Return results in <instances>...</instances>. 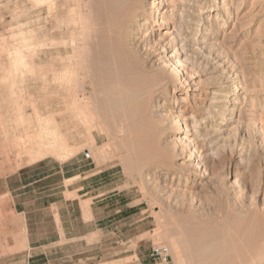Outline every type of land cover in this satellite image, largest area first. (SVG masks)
Listing matches in <instances>:
<instances>
[{
  "label": "rangeland",
  "instance_id": "374dc122",
  "mask_svg": "<svg viewBox=\"0 0 264 264\" xmlns=\"http://www.w3.org/2000/svg\"><path fill=\"white\" fill-rule=\"evenodd\" d=\"M156 1L147 0L149 13H152L150 3ZM161 1V14L156 19L149 18L154 30L144 31L146 35L138 44L143 46L144 40H150L155 47L150 44L141 51L153 50L155 55L151 56L150 64H160L163 59L169 71L170 82L165 87L168 91L161 92L154 99L155 103L149 102L154 120L164 122L161 124L164 127L160 132L161 142L156 148L159 146V153L169 157L156 155L157 158H150L151 145L144 141L142 129L145 123L137 106L125 103L118 94L122 93L119 88H106L100 84L94 88L93 105L96 103L93 107L101 117V125H106L103 130L95 128L93 135H96L98 148L104 145L103 153L94 156L90 153V145L73 131L69 135L70 142L84 144L85 148L66 161L55 155L31 161L22 147L14 146L15 137L12 140V134L24 131L23 126H16L18 108L25 115L29 132L35 133L40 120L46 121L43 119L51 113L55 117L54 124L61 125L63 119L59 111L63 103L57 95L58 86L53 81H45L47 64L51 61L42 46L36 48V54L34 52L32 75L27 72L23 79L19 73L14 88L11 81L2 78L10 67L4 60L24 38L30 35V39L34 37V44L44 42L42 32L35 35L28 30L42 27L45 10L31 0H0V53L3 54H0V63H4L0 64V121L3 122H0V175L27 167L32 170V180L49 175L48 184L59 187L104 169L116 174L112 185L122 194L117 203L102 209L111 219L104 234L62 242L52 228L53 239L47 247L33 249H25L21 228H16L18 231L4 228L11 217L5 205L8 200L3 197L0 202V264H179L171 245L174 241L181 248L183 255H180L185 257L181 264L183 261L185 264H216L214 259L207 261L200 247L204 228H220L223 200L232 204L248 194L245 206L253 203L251 193L242 188V182L239 183L249 172L254 173L260 187L255 197L258 206L264 207V0H169L170 4ZM179 21L189 25L180 28ZM179 39L188 45L189 56L186 58L184 48H181L185 43ZM175 52L181 60L189 62L183 67L176 65ZM53 55H58V51H53ZM91 76L96 78L99 73L91 72ZM17 89L25 94L16 102L13 90ZM87 89L93 91L89 86ZM176 95L180 97L178 103ZM231 101L233 104L229 103ZM34 106L38 107V113L43 112L39 114L43 119L36 116ZM180 109L194 117L185 119L188 114H180ZM128 110L131 114L135 112L134 119ZM148 147L149 156L145 152ZM156 245L168 246V261L150 256Z\"/></svg>",
  "mask_w": 264,
  "mask_h": 264
},
{
  "label": "bare ground",
  "instance_id": "6f19581e",
  "mask_svg": "<svg viewBox=\"0 0 264 264\" xmlns=\"http://www.w3.org/2000/svg\"><path fill=\"white\" fill-rule=\"evenodd\" d=\"M31 1L32 3L34 2V5L42 6L44 8L45 17L40 29H38L39 27H35L34 29H29L28 31L29 33L33 32L35 35L38 34L39 31L42 32V35L44 37L42 38L44 42H36V44H34V42H32L34 38L32 36H35L34 34L31 36V39L29 38L30 35L29 37L24 38L23 43L21 42V45H16V47L13 49L12 55V51L10 52L9 56L7 54L8 58L4 61L10 67L8 66V70L6 69L7 74L4 75V73V76L2 78H5L6 81H11L14 88V83H16L15 81H17L16 76L19 73L21 77L25 75V73L27 75V72L32 75L35 69V66H33L35 62L33 64L32 60L33 57H35L34 52L36 54V48L38 46H42V49H44L48 54L49 61H51L47 64V74H45L46 76L44 78L45 81H53V83L58 86L57 95H60L61 101L63 103V107L60 109L59 113L62 116L63 120L60 126L58 124L55 125L53 122V119L55 118L53 113H51L52 115L50 117H46V119H43L39 116V114H42L43 112L38 113V107L34 106L33 108L36 116L39 119L41 118L46 121L42 122L40 120L36 132L31 133L29 132V125L26 124L27 121L23 119L24 115L18 108V115H16V126H23L24 131L23 133L15 134L12 137V140L15 137L13 142L14 146L17 148L22 147V149H24L30 156L31 161L35 158L41 159L48 155H55L56 157L58 156V158H60L61 160L66 161V159H69V157L72 154L76 153V151H78L82 147L85 148L84 144L80 145L75 143L78 140L74 142L76 145L70 142L69 135L74 131L79 135L81 139L85 140V144L90 145L92 149L91 151L89 150L90 153L92 152L94 156H98V154L101 155L105 147L104 145L100 148L97 147V138L95 137L96 135H93V130L98 127L103 130V125L106 124L103 123V125H101V123L99 122V120H101V117L100 115L97 116V109H94L93 107L96 103L94 102L93 105V100L95 98L92 99L95 86L101 84L106 88H119L122 93L118 94L123 98L124 102L130 104L131 106H137L136 109L138 110L139 114H141V120H144L145 124L141 120L140 122L144 124V129H146H142L145 133V135L143 134V138L145 140L143 138L141 139L144 140L147 145H151L150 153L152 154H150V158L154 156L156 157V155H159L161 157L164 155V157L166 156V158L167 156L169 157V155H165V153H159V151H161L159 150V146H157L156 148L157 143L161 142L160 132L161 130H164V127H162L161 124L164 122H162V120L160 121L159 119L157 120L156 118V120H154V117L150 113L151 109L149 107V105H151L149 102L155 103L156 100L154 101V99L159 97V94L161 92L168 91L167 89H165V87L170 82V77L168 76L169 71L167 67H165L162 58V62L160 64H150V61L152 60L151 56L154 53L152 52L153 50L149 49L146 52H142L143 50L141 51L142 47H146L147 45L151 44L149 43L150 40H144L145 43L143 46H139L138 44L142 36L146 35L144 34V31H149L148 29L154 28L152 26V21H150L149 18L152 17L156 19L159 14H161L159 4L162 1L157 0L155 3H150L152 13H149L146 10L148 4L147 0ZM170 1L165 0L166 4H170ZM173 1L177 2L179 0ZM174 2H172V4ZM173 6H175V3L173 4ZM183 9L185 10V7H183ZM41 18L43 20V17ZM184 21H179L180 28L184 25H189ZM175 29L176 28H174V30ZM185 32L182 31V33ZM21 37H23V35ZM38 37L40 36L38 35ZM185 39L187 38L185 37ZM172 40L176 41V39ZM180 41L182 43L184 40ZM179 44L180 42L177 44V47H179ZM5 46L6 45H3L2 48H5ZM187 46L188 45L185 43V45L183 44V47H181L184 48L185 52L183 53L185 55V58L186 56H189L188 49L186 48ZM151 47L152 46H150V48ZM152 49L154 48L152 47ZM156 50L159 51V49ZM53 51H58V55H53ZM177 51H179V49ZM64 52L66 53V55ZM176 52L174 53L175 55H173L175 64L179 65V67L185 66L184 63L189 61L184 62L183 60H181L179 54L176 55ZM0 54L3 55L2 53ZM0 64L4 65V63ZM91 72H97L99 73V76L93 78L91 76ZM187 74L190 76L188 72ZM88 86L93 89V91L90 92V90L87 89ZM24 88L25 87H23V89ZM51 88L52 87H50V89ZM14 90L13 97H15L14 100L17 102V100L19 98H22L25 93L22 90L17 89L18 92ZM108 90L109 89H107V91ZM16 93L17 95L15 96ZM111 96L113 97L114 94H112ZM176 96V102L178 103L180 97L178 95ZM123 100L121 99V102H123ZM229 103L233 104L232 101ZM47 108H49L48 105ZM138 112H136V115ZM185 112L187 113L188 111H186L185 109H180L179 111L180 114ZM128 113L131 114V111H129ZM133 113L135 112L132 111V114ZM132 114L130 116H134V114ZM187 114L188 116H186L185 119L194 117L192 115H189V113ZM135 117L136 116H134L133 119ZM135 120H137V118ZM126 121L128 122L129 119H126ZM187 127L188 125H186V128ZM135 128L137 129V127ZM140 128L139 131L141 130ZM105 130H107L106 133L108 134V129ZM73 135L74 134H72V136ZM154 144L155 148H152ZM150 148L148 147V150L145 152L147 153ZM143 156L145 157V155ZM237 180L238 178L234 180V184ZM256 181L257 180L254 176V173L251 172H249L247 176H244V178L239 180V183L242 182V188L248 189V193H251L253 203L250 206H245V198L248 196V194L234 200L232 204L226 203L225 200H223L220 204V228H204L205 234L203 235V244L200 247H202L207 261L214 259L218 264H264V207L258 206L257 198H255L257 196V193L260 192V187L257 185ZM174 242H172L171 245L176 258L175 261L181 264L182 258L185 259V257L182 256L183 253L180 252L181 248H179ZM180 253L182 255H180ZM183 262L185 264V261ZM204 263H206V261H204Z\"/></svg>",
  "mask_w": 264,
  "mask_h": 264
},
{
  "label": "crops",
  "instance_id": "0c3cea01",
  "mask_svg": "<svg viewBox=\"0 0 264 264\" xmlns=\"http://www.w3.org/2000/svg\"><path fill=\"white\" fill-rule=\"evenodd\" d=\"M31 173L25 167L0 175V202L6 197L11 217L4 228H21L25 249L47 247L53 239L52 228L62 242L104 234L109 229L110 215L102 209L122 199L120 190L112 185L117 177L113 171L103 169L59 187L48 184L49 175L32 180Z\"/></svg>",
  "mask_w": 264,
  "mask_h": 264
},
{
  "label": "built area",
  "instance_id": "2783aa9c",
  "mask_svg": "<svg viewBox=\"0 0 264 264\" xmlns=\"http://www.w3.org/2000/svg\"><path fill=\"white\" fill-rule=\"evenodd\" d=\"M150 256L153 259H161L163 261H168L170 258L169 248L165 245L153 246L150 252Z\"/></svg>",
  "mask_w": 264,
  "mask_h": 264
}]
</instances>
